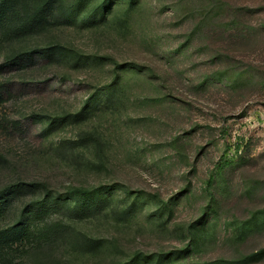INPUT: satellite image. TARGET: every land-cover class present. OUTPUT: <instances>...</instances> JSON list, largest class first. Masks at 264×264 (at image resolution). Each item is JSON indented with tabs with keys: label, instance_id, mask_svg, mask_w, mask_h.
I'll list each match as a JSON object with an SVG mask.
<instances>
[{
	"label": "rangeland",
	"instance_id": "obj_1",
	"mask_svg": "<svg viewBox=\"0 0 264 264\" xmlns=\"http://www.w3.org/2000/svg\"><path fill=\"white\" fill-rule=\"evenodd\" d=\"M0 264H264V0H0Z\"/></svg>",
	"mask_w": 264,
	"mask_h": 264
},
{
	"label": "trees",
	"instance_id": "obj_2",
	"mask_svg": "<svg viewBox=\"0 0 264 264\" xmlns=\"http://www.w3.org/2000/svg\"><path fill=\"white\" fill-rule=\"evenodd\" d=\"M78 116V115H77ZM21 185H19V188H22V187H20ZM24 186H26V187H28L30 190H32V188L33 187H39V184H35V183H33V184H31V183H27V185H24ZM84 191V190H83ZM86 192H88L89 193V191H87L86 190Z\"/></svg>",
	"mask_w": 264,
	"mask_h": 264
}]
</instances>
